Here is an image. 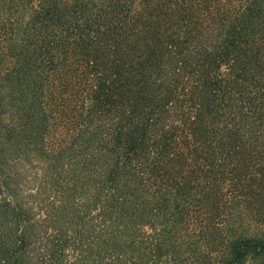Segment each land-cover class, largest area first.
I'll list each match as a JSON object with an SVG mask.
<instances>
[{"label":"trees","instance_id":"trees-1","mask_svg":"<svg viewBox=\"0 0 264 264\" xmlns=\"http://www.w3.org/2000/svg\"><path fill=\"white\" fill-rule=\"evenodd\" d=\"M3 22L0 264H264V0H0Z\"/></svg>","mask_w":264,"mask_h":264},{"label":"rangeland","instance_id":"rangeland-1","mask_svg":"<svg viewBox=\"0 0 264 264\" xmlns=\"http://www.w3.org/2000/svg\"><path fill=\"white\" fill-rule=\"evenodd\" d=\"M7 27H8L7 22H3V24L0 25V73H2L5 69L9 68L13 63H15V57L11 56L8 50L9 44L7 43L6 36L9 30L7 29ZM10 88H13V90H15L14 91L15 94H17V97L15 96V99L11 98L12 95L8 96L9 91H10L9 89L0 85V110L2 111L9 110L10 108H12V106H15V104H19V100H18L19 84L17 85L14 84L10 86ZM1 117H5V114L0 116V120H1Z\"/></svg>","mask_w":264,"mask_h":264}]
</instances>
